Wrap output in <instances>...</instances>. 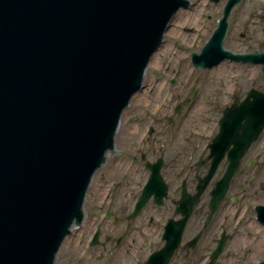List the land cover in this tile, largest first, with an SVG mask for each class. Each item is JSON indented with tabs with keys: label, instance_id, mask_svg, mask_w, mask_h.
I'll list each match as a JSON object with an SVG mask.
<instances>
[{
	"label": "water",
	"instance_id": "95a60500",
	"mask_svg": "<svg viewBox=\"0 0 264 264\" xmlns=\"http://www.w3.org/2000/svg\"><path fill=\"white\" fill-rule=\"evenodd\" d=\"M242 1L227 0L202 52L191 53L195 68L238 58L225 41ZM191 6L190 0H0V264H56L67 238L83 226L89 190L153 57L177 14ZM263 130L264 94L251 92L226 109L215 142L245 152ZM235 169L221 182L218 201ZM99 237L97 230L93 246ZM179 241L168 240L147 264H168Z\"/></svg>",
	"mask_w": 264,
	"mask_h": 264
},
{
	"label": "flooded vegetation",
	"instance_id": "af4514ba",
	"mask_svg": "<svg viewBox=\"0 0 264 264\" xmlns=\"http://www.w3.org/2000/svg\"><path fill=\"white\" fill-rule=\"evenodd\" d=\"M206 2L216 4L212 0ZM218 21L215 22L216 26ZM237 38L231 43L230 51L238 58L230 61L252 72L255 86L249 89L244 98L234 97L223 110L211 112L209 121L197 122L187 115L182 123L187 124L190 120L193 126L178 127V138L185 143L168 145V131L171 132L174 123L172 115L178 116L183 113L181 110L189 108L205 107L197 101L199 90L195 87L185 95L184 102L174 110V114L168 115V111H165L160 118L159 124H169L168 128L147 126L142 130L139 126L133 127V123L139 120L138 116L128 118L132 111L144 112L149 108V114H157L162 109L161 105L153 108L151 104L143 103L145 86L123 115L115 147L109 152L101 170L106 172L108 183L105 189H109L108 194L118 198L120 214L114 219L120 224L125 222L127 227L144 223L142 229L149 236L150 246L146 255L142 256L143 264L160 252L168 240L173 243L178 237L179 244L168 264L177 259L186 260L190 254L203 264H216L234 241L237 246H247L250 239L252 243L256 240L264 248V130L245 152L238 151L234 143L225 149L224 143L215 142L221 133L227 108L240 105L251 92L264 94V16H261L260 26L254 27L249 23L247 30ZM208 40L202 44L203 48ZM221 64L213 68L197 69L193 64L191 67L199 74L206 75ZM174 81L176 83L175 79L170 83L173 85ZM126 123L130 127H126ZM157 131L162 133L157 136ZM178 138L176 141L180 142ZM234 165L236 169L227 191L218 201L220 184L227 176L229 167ZM114 177L119 179V184L113 182ZM147 195L148 201L137 212L140 200ZM113 215L110 210L106 211V218ZM253 231L256 235L251 238L250 232ZM134 232V229L131 230V233ZM94 235L90 242L92 247ZM126 236V232H122L117 239L118 245ZM110 240L108 236L107 241ZM221 246L222 250L217 253ZM143 248L140 246L139 250Z\"/></svg>",
	"mask_w": 264,
	"mask_h": 264
},
{
	"label": "rangeland",
	"instance_id": "374dc122",
	"mask_svg": "<svg viewBox=\"0 0 264 264\" xmlns=\"http://www.w3.org/2000/svg\"><path fill=\"white\" fill-rule=\"evenodd\" d=\"M190 1L192 6L187 10H181L175 17L163 46L149 65L145 79L146 90L142 96L143 103L151 104L153 108L161 105L162 109L157 114H149L150 110L146 108L144 112L134 113L132 111L128 115V118L131 116L139 117V120L133 123V127L139 126L142 130H145L147 126L168 128L169 124H159L164 112L168 111V115L174 114V110L184 102L185 95L192 90V87L197 88L199 90L197 101L205 107H198L193 110L189 108L184 111L181 110L183 113L178 116L172 115L174 123L171 125V132L168 131L167 141L170 146H174V143L186 142L178 138L180 137L178 127L191 128L193 126L190 120L187 121V124L182 123L187 115L197 122L209 121L211 112L223 110L234 97L244 98L256 82L251 78L252 72L245 66L235 65L230 60L221 64L230 67L221 76L217 72L218 68L213 73L206 75L193 70L191 53H201L203 43L213 34L212 27L221 17V8L224 7L227 0H220L216 4H208L206 0ZM261 16H264V0H244L236 6L230 18L231 26L226 48L232 49L231 43L238 39L237 37L241 32L247 30L249 23H252L254 27L260 26ZM210 31V35L206 37V33ZM167 49L169 50L167 51ZM173 79L176 80V83L174 81L175 84L172 85L170 81ZM225 80H229V84H225ZM128 126L130 127V124L126 123V127ZM161 133L157 131L156 135L159 136ZM177 138L180 142L176 141ZM113 182L119 184L120 181L114 177ZM107 183L106 172L101 170L95 176L85 202L84 213L86 218L83 226L81 229H75L72 233L73 236L67 238L58 253L57 264L142 263V256L146 255L150 246L149 236L142 229L144 223L143 225L137 223V225L127 227L125 222L120 224L114 219L120 214L118 198L108 194L109 189H105ZM118 195L114 194V196ZM107 210L113 212L114 215L106 218ZM97 228L101 229L100 244L92 247L90 245L91 238ZM133 229L135 232L131 233ZM124 231L127 236L118 245L117 239ZM250 235L252 238L256 232H250ZM108 236L111 237L110 242L107 241ZM244 236L249 238L246 233ZM250 241L247 246H237L234 241L227 247L220 261L216 264H258L264 259H260L263 253L261 255V250L256 251L255 243ZM159 245L160 243L157 244V246ZM140 246L144 247L143 250H139ZM262 249L264 251V248ZM172 264L203 263L196 261V258L190 254L186 260L185 258L177 259Z\"/></svg>",
	"mask_w": 264,
	"mask_h": 264
},
{
	"label": "bare ground",
	"instance_id": "6f19581e",
	"mask_svg": "<svg viewBox=\"0 0 264 264\" xmlns=\"http://www.w3.org/2000/svg\"><path fill=\"white\" fill-rule=\"evenodd\" d=\"M222 9H223V6H222V8H221V13H222ZM215 28H216V25H214V26L212 27V30H211V31L215 30ZM211 31L208 32V33H206V37H208V36L210 35ZM168 50H169V49H167V51H168ZM229 68H230V67H228L227 65H221V66L218 67L217 72H218L219 75L221 76V75L225 74V73L227 72V70H229ZM213 72H214V71H213ZM213 72H210V74L213 73ZM225 84H229V80H225ZM254 242H255V244H254V246H255V250H256V251H257V250H261V255H262V253H263V255H262V257H260V259L264 258V251H263V249L261 248V242H258V241H254ZM263 260H264V259H263ZM261 261H262V260H261Z\"/></svg>",
	"mask_w": 264,
	"mask_h": 264
}]
</instances>
